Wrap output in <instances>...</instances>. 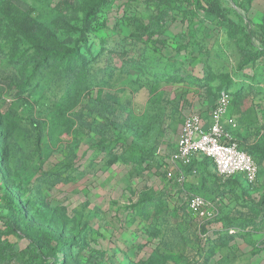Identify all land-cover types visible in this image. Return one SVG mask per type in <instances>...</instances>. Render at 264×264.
<instances>
[{"label":"rangeland","instance_id":"1","mask_svg":"<svg viewBox=\"0 0 264 264\" xmlns=\"http://www.w3.org/2000/svg\"><path fill=\"white\" fill-rule=\"evenodd\" d=\"M59 1L8 0L13 13L37 20L46 42L72 46L82 0L63 13L54 9ZM222 2L233 15L264 25V0ZM154 16L141 3L116 2L104 15L106 29L89 39L87 86L66 103L56 78L17 90L34 51L10 24H0V121L11 131L0 197L11 191L32 226L81 242L64 264H264V224L257 223L264 213V57L243 65L246 56L200 13ZM136 18L157 21L165 48L135 36ZM12 52L26 64H11ZM169 60L180 67L173 80L165 77L173 71ZM226 84L234 138L259 169L254 185L227 184L209 161L183 173L170 163L185 119L208 114ZM109 147L119 156L112 165ZM193 195L205 200L203 216L187 208ZM8 215L0 199V230L12 245L6 258L31 263L29 233L21 225L6 234Z\"/></svg>","mask_w":264,"mask_h":264},{"label":"trees","instance_id":"2","mask_svg":"<svg viewBox=\"0 0 264 264\" xmlns=\"http://www.w3.org/2000/svg\"><path fill=\"white\" fill-rule=\"evenodd\" d=\"M118 1L120 0H82L80 3V25L77 29L78 37L73 42L72 46H64L58 43L54 38H51L52 43L46 42L45 35L41 30V25H39L34 17H31L29 13H22L20 11L13 13L9 8L10 4L8 0H0V24H10L14 34L30 43L34 51V65L29 71L30 74L28 78L25 79V84L23 86H17V90L21 93L29 92L37 88L42 82L51 78H56L64 88L60 98L66 103L77 90L86 87L89 65L85 53L90 51V47L88 46L89 39L91 36H96L106 29V19L104 15ZM127 1L129 3H141L145 5L155 14V19L161 21H165L178 13L180 15L190 14L193 15V17H198L200 13L206 18L213 19L216 24L225 31L226 37L235 44L240 53L246 56L242 63L243 65L254 64L256 60L264 57V25H255L252 21L246 20L240 14L235 13L234 16L233 11L224 6L222 0ZM73 2L74 0H60L55 4L54 9L59 13H63ZM182 8L184 11L181 10ZM135 22H137L135 25V36L139 40L143 41L145 38L146 42L161 45L162 49L163 47L165 48L167 42L157 39V21L153 23L144 22L136 18ZM130 26H133V23H131ZM106 45V41L100 42V52L105 53V50H107ZM181 48L184 47H179L177 51ZM11 54L15 58L12 59L13 61H11V64L15 66L18 64H26L27 60L22 62V55H18L16 58L13 52ZM170 63V69L173 71L170 70L169 73H165V77L173 80L175 76L174 72L179 71L180 67L174 68V63L169 60V64ZM45 77L46 79H44ZM228 86L229 85L226 84L225 87L221 88V92L218 96H220L222 92L229 95ZM10 132V128L0 121V168L6 164L7 139L10 136ZM114 148L115 147H109L107 150V154L110 157L109 160L106 161L108 165H112L119 159L118 153H112ZM240 149L247 152L244 148L240 147ZM202 161H209L211 163L210 160L203 158L200 161L195 160L192 165H194L195 162L200 163ZM238 179L241 178L226 179L225 181L227 184L234 187ZM0 188H2L1 185ZM0 199L9 213L4 223L5 229L7 230L6 234L15 233L16 229L19 228L17 226L21 225H23L25 230L29 233L30 241L33 244L30 246L31 258L28 259L31 260L29 261L31 263L28 264H40L45 260L50 261V264H64V262H68L69 258H71L72 248L78 246L81 249V242H77L73 237L65 239L61 234L55 231L40 226H32L30 221L27 220L24 204L21 203L11 191H5ZM260 203L264 205V197L261 199ZM258 219L259 222L257 223L264 224V213L262 211L259 213ZM253 221H251L250 225L253 224L256 226V221L254 219ZM4 236L6 235L0 230V264H11V261L7 260L6 256L12 251V245Z\"/></svg>","mask_w":264,"mask_h":264},{"label":"built area","instance_id":"3","mask_svg":"<svg viewBox=\"0 0 264 264\" xmlns=\"http://www.w3.org/2000/svg\"><path fill=\"white\" fill-rule=\"evenodd\" d=\"M228 102L229 95L222 92L208 114L188 115L170 156V163L183 173L182 168H189L195 160L206 158L223 180L241 178L247 184H254L259 169L254 158L241 150L234 138L237 123L227 116ZM167 176L172 178L173 172L168 171ZM186 204L191 214L203 216L206 204L201 196H191Z\"/></svg>","mask_w":264,"mask_h":264},{"label":"crops","instance_id":"4","mask_svg":"<svg viewBox=\"0 0 264 264\" xmlns=\"http://www.w3.org/2000/svg\"><path fill=\"white\" fill-rule=\"evenodd\" d=\"M235 120V119H234ZM237 123V122H236ZM237 128H238V125H237ZM196 161H200V159L196 160Z\"/></svg>","mask_w":264,"mask_h":264}]
</instances>
